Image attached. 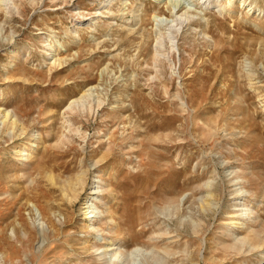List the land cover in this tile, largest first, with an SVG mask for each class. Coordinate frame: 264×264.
<instances>
[{"label": "rangeland", "instance_id": "1", "mask_svg": "<svg viewBox=\"0 0 264 264\" xmlns=\"http://www.w3.org/2000/svg\"><path fill=\"white\" fill-rule=\"evenodd\" d=\"M240 2L0 0V264H113L111 242L145 249L122 264H264L238 241L264 229V0ZM83 170L73 203L47 177Z\"/></svg>", "mask_w": 264, "mask_h": 264}, {"label": "bare ground", "instance_id": "2", "mask_svg": "<svg viewBox=\"0 0 264 264\" xmlns=\"http://www.w3.org/2000/svg\"><path fill=\"white\" fill-rule=\"evenodd\" d=\"M3 1V0H2ZM241 2V7L245 6V5H249L251 2V0H240ZM205 2V1H203ZM231 2V1H229ZM216 7H218V10L219 12L223 13V12H228L232 9L230 8L229 6V3L228 4H221L219 3ZM179 15V14H178ZM157 16V15H156ZM179 16L183 17V19L187 18V12H183L181 13ZM181 17H179L180 21L177 20V19L174 17V19L172 18L170 21H179L181 22ZM182 19V20H183ZM189 19V18H188ZM175 23H171V26H175L174 25ZM167 25L170 26V24L167 23ZM161 33V32H160ZM162 34H160L161 36ZM168 40V39H167ZM161 41V40H160ZM85 92L82 93L79 97H76V98H71L69 104H68V107L71 108L74 104H77L79 103V101H81L84 96H85ZM0 118H1V122L4 126L5 129H12L14 130L15 127L18 126V122H17V117L16 116H12L9 114L8 110L6 109H0ZM20 126V125H19ZM32 146H34V142L31 143ZM20 154L25 156V158H28L29 155H30V152L28 151H25L24 149L23 150H19ZM47 177L50 181H52L53 183H57L58 187H59V190L61 191L62 195H64L66 197V199L68 201H70L71 203H73L74 201H76V199H78L80 197V194L82 192V189L85 185V177H86V174H85V171H81L80 173H78L73 179H64L63 181H59L57 182L55 180V177L49 172L47 173ZM241 177L238 175L234 178L235 181H237L235 184L238 183V180L240 179ZM102 180L100 179V177H98L97 180H93V183H100ZM92 183V184H93ZM242 188L240 186V189L237 190V192L239 193H242ZM99 190V185L98 184H93L89 187V191H88V194H94L95 192H98ZM68 191H71V195L68 194ZM209 192V191H208ZM210 196H213V193H209V197ZM87 197L89 196H86V199L84 200L83 202V205H82V212L84 214H86V218L88 220H95L97 219L100 215V212L101 210L98 209L97 207V204H99L101 202V198L96 196L94 197V199H96V203H93L92 200H88ZM30 202V201H29ZM33 202H31L32 204ZM238 205L241 204V203H237ZM237 204L235 206H237ZM208 207L209 206V202H205L204 204L202 203L201 206L202 208H204L205 206ZM235 209H239L238 207H235ZM247 211L250 210V212H252L251 210V207H246L245 208ZM240 210V209H239ZM41 213V212H40ZM39 213V214H40ZM243 212H239L236 216H241ZM42 214V213H41ZM245 214V213H244ZM247 214V213H246ZM248 215V214H247ZM246 216V215H245ZM250 216V215H249ZM42 218V217H41ZM101 218H98V220H100ZM91 220V221H92ZM235 221L232 220V223H234ZM93 223V221L91 222ZM91 223H88L86 225L87 227V230L90 228V224ZM51 226L54 228L55 227V224L53 222H51ZM93 229V227H92ZM14 230V228H13ZM260 231V230H259ZM257 231V232H252L254 233L253 235H251L250 233H248V235H246L245 237L243 238H240V240H238L240 243H242L243 245L245 244H248V248L247 250H253L255 248H259V247H262L264 245V229H262L260 232ZM15 232V231H14ZM17 233L15 232V235ZM103 238V237H102ZM6 239H11V236H7ZM102 240V239H101ZM101 240L96 239L95 240V243H98V242H101ZM96 246V251L97 253H99V256L100 257H104V255H108L106 258V262L107 263H116V262H120L121 261V257L123 255H128V254H131V253H139V251H145V249H142L140 246H135L130 252L128 251V253H123V251L125 250L124 247L121 245V243H117V242H111L109 244H107L105 247L101 246V245H97L95 244ZM242 245H240L241 247ZM123 262H120V264H122ZM103 264V263H102Z\"/></svg>", "mask_w": 264, "mask_h": 264}]
</instances>
